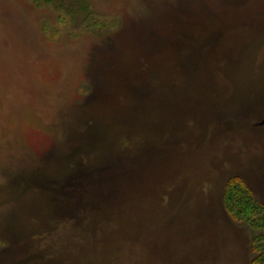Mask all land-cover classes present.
<instances>
[{"label":"rangeland","instance_id":"obj_1","mask_svg":"<svg viewBox=\"0 0 264 264\" xmlns=\"http://www.w3.org/2000/svg\"><path fill=\"white\" fill-rule=\"evenodd\" d=\"M255 59L264 0H0V264H253Z\"/></svg>","mask_w":264,"mask_h":264},{"label":"trees","instance_id":"obj_2","mask_svg":"<svg viewBox=\"0 0 264 264\" xmlns=\"http://www.w3.org/2000/svg\"><path fill=\"white\" fill-rule=\"evenodd\" d=\"M241 187H228L224 193L225 204L232 219L252 229L253 264H264V203L258 201L250 189Z\"/></svg>","mask_w":264,"mask_h":264},{"label":"bare ground","instance_id":"obj_3","mask_svg":"<svg viewBox=\"0 0 264 264\" xmlns=\"http://www.w3.org/2000/svg\"><path fill=\"white\" fill-rule=\"evenodd\" d=\"M136 48L134 47V46H132L131 47V50L129 51V53L128 52H126V51H119L120 53H123V52H126L124 55H125V58L124 59H126V58H129L128 56H132L133 57V55H134V53H136ZM256 57H258L257 55H256ZM122 61V60H121ZM124 62V61H123ZM122 62V63H123ZM254 64L251 66V68H250V72H249V76L247 77V78H245V82H246V84H247V86H246V90L249 88V91H251V93H253V92H255V91H257L260 87H263L264 86V75L262 74V76L260 75V76H258L259 75V69H258V67H257V61H256V59L254 60V62H253ZM208 77H210V75H208ZM209 79H211V77L209 78ZM246 94H249V93H246ZM185 130H187V128H185ZM201 136V134H198V135H196V137H195V139H197V138H199ZM52 197V195L51 196H49V195H47V198H48V204L50 203V201H51V198ZM47 201V200H46ZM151 202H152V200H151ZM86 203V202H85ZM88 208H86L88 211L91 209V201L89 200L86 204H85ZM109 205V204H108ZM55 210H54V212H53V210H52V214H49V216H51V217H53V222L56 224V223H58V221L60 222L61 220H60V217L58 216V207H55L54 208ZM108 210H109V208L105 205L104 206V209H103V211H100L101 212V215H108V214H112V212H116V211H118L119 209L116 207H114V208H112V212H108ZM77 212H78V210H77ZM82 212H83V210H82ZM99 212V213H100ZM98 213V214H99ZM110 214V215H111ZM88 215H89V217L92 215V212H90L89 211V213H88ZM100 215V214H99ZM48 217V216H47ZM49 218V217H48ZM18 231H20L19 229H15V238H14V241H13V244L15 245H18L19 243H20V240H25V238L23 239V238H21V237H23V236H25V235H23V234H21L20 232H18ZM17 233V234H16ZM21 234V235H20ZM25 242H28L27 240L25 241ZM15 245V246H16ZM14 246V247H15ZM31 246V245H30ZM13 249L14 248H12V251H13ZM11 251V250H10ZM14 252V251H13Z\"/></svg>","mask_w":264,"mask_h":264},{"label":"water","instance_id":"obj_4","mask_svg":"<svg viewBox=\"0 0 264 264\" xmlns=\"http://www.w3.org/2000/svg\"><path fill=\"white\" fill-rule=\"evenodd\" d=\"M264 123V122H263Z\"/></svg>","mask_w":264,"mask_h":264}]
</instances>
